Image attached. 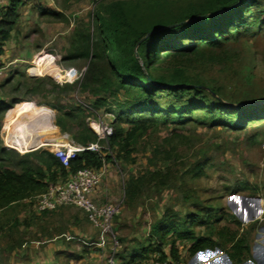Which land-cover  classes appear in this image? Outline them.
Returning a JSON list of instances; mask_svg holds the SVG:
<instances>
[{"label": "rangeland", "instance_id": "1", "mask_svg": "<svg viewBox=\"0 0 264 264\" xmlns=\"http://www.w3.org/2000/svg\"><path fill=\"white\" fill-rule=\"evenodd\" d=\"M104 1L109 0H24L20 4L19 16L11 32L12 38L4 45L7 56H2L0 101L11 106L0 121V131L5 119L10 127L14 118L25 122L28 118L22 115L24 112L44 106L48 108L49 117L52 118L50 125H54L58 133L66 135L67 139L71 140L68 133L56 126L58 107L75 111L79 103L91 104L98 96L81 90L80 84L87 68L85 60L79 59L71 63L66 61L63 63L60 60L73 51L71 43L75 39L74 31L94 33L92 14L97 4ZM201 1L203 0H167L149 15L155 20L161 19L162 16L169 19L171 15L179 14L182 8L197 5ZM39 8L62 12L65 20L41 19ZM142 13L141 19H147L149 16L147 11L142 10ZM185 65L187 73L216 88L225 101L232 104L242 101L262 103L264 27L257 25L252 34L241 30L236 41L230 45L207 51L204 60L186 62ZM50 67L61 71L75 70L78 78L73 83H59L52 77V72L46 71ZM15 75L11 84L1 87L2 82ZM17 81L20 83L14 86ZM39 83L40 87L31 92ZM100 97L105 98L106 103L98 108L96 113H91L86 118L89 129H92L88 122L90 118H100L110 125L113 123L114 116L108 115L110 113L106 109L114 107L115 98L108 92L101 93ZM119 99L122 100L121 95ZM92 115L94 116L91 117ZM132 126L131 123H123L127 131ZM133 142L132 146L129 145V149L134 150L128 161L116 157L115 151L109 147V150H104L103 153L104 156L109 154L112 156L110 155L100 168L95 169L100 173L101 185L112 189L110 200L102 204H112L118 209L113 218V232L117 240L115 246L117 264L123 251L146 242L143 240L149 238V228L164 211L165 217L173 213L176 215L175 218L198 215L199 219L195 222L194 228L214 236L216 243H222L225 251L233 244L228 241L230 236L233 235L234 240L244 237L248 221L264 217V119L248 121L241 128L234 130L226 125L213 124L207 116L195 115L179 125L159 124L147 128L140 135L134 136ZM2 143L0 138V147H3ZM173 147L181 162H186L184 166L178 164L175 167L179 169L177 171L180 175L176 186L154 189L153 186L144 185L142 193L133 198L132 203L127 204L125 186L128 179L147 171L167 169L173 163L172 160L158 159L154 153L157 150L161 153L164 150L172 152ZM151 161H156L157 164H151ZM66 178H58L57 183L66 181ZM235 197L238 200L235 199L237 202L235 207L243 211L245 216L254 218L244 220L241 218L239 212L234 210L232 198ZM242 198L248 200L247 204L242 203ZM35 207V198L31 197L19 200L0 211V264L16 263L14 253L18 249L24 252V258L18 261L21 264H33L32 261L44 263L43 232L36 235L31 230L39 224ZM252 207L255 210L261 208V213L258 216L254 215ZM230 215L239 224H235ZM90 229L92 236L84 242L86 246L82 245V242L71 241L73 250L79 249V253L73 256V262L104 264L113 241L99 228L91 226ZM259 232L257 231V236L250 234L249 240L259 241V238H262L259 237ZM35 240H39L38 244ZM164 240L167 245L175 247L178 257L176 264L190 262L188 249L177 243L174 237L168 234ZM249 240L245 239L242 246L248 248ZM210 244L213 243L207 246ZM13 245L11 250L10 247ZM20 246L24 248L20 249ZM31 246L34 248L31 249ZM248 250L247 254L251 253V249ZM154 256L157 257L154 254L151 258Z\"/></svg>", "mask_w": 264, "mask_h": 264}, {"label": "trees", "instance_id": "2", "mask_svg": "<svg viewBox=\"0 0 264 264\" xmlns=\"http://www.w3.org/2000/svg\"><path fill=\"white\" fill-rule=\"evenodd\" d=\"M23 1L7 0L0 11V67L3 66L4 45L11 38L18 7ZM165 1L109 0L97 4L92 14L94 33L74 31L75 39L71 43L73 51L60 60L63 63L79 59L87 62L80 87L98 96L90 104L94 111L106 103V99L100 97L101 93L108 92L115 98L114 107L106 109L114 116L111 123L113 134L108 144L116 157L124 161L129 160L134 150L129 149V145L134 143V136L159 124L179 125L195 115H203L213 124L236 130L248 121L264 119V102L232 104L225 101L216 88L187 73L185 65L186 62L204 60L207 51L230 45L236 41L241 30L252 34L257 25L264 27V0H203L197 5L182 8L179 14L171 15L169 19L162 16L155 20L149 14ZM142 10L149 15L145 20L141 19ZM39 14L41 19L65 20L62 12L48 8H39ZM16 75L2 82L1 87L11 84ZM19 83L17 81L14 86ZM39 87L40 83L31 92ZM10 106L0 101V121ZM58 108L56 126L68 133L74 143L86 146L96 141L95 133L86 123L91 111L81 105H77L75 111ZM123 123L133 126L127 131ZM171 150L162 153L157 150L154 153L158 159L172 160L167 169L147 171L128 179L125 186L127 204L142 193L144 185L153 186L154 189L176 186L180 175L175 167L178 164L184 166L186 162H181L173 151L174 147ZM109 158L110 155L102 158L98 153L81 151L64 167L48 149L20 154L0 147V211L19 200L42 193L49 183H56L60 177L65 179L79 168L98 169ZM150 163L157 164L156 161ZM229 217L239 224L232 215ZM178 219L181 221L153 224L152 234L157 236L159 243L142 248L139 260L134 264H143L151 259L166 260L161 246L167 243L164 238L169 232L191 240V253L213 243L210 237L194 236L198 215H185ZM161 225L164 235L159 232ZM245 239L246 236L234 240L233 235L228 239L233 244L226 254L234 264L241 263L245 253L249 252L247 247L242 246ZM215 244L218 247L222 245ZM13 247H10L11 250ZM154 254L157 257L151 258ZM14 256L19 255L14 253ZM170 257L173 264L177 260L173 245Z\"/></svg>", "mask_w": 264, "mask_h": 264}, {"label": "built area", "instance_id": "3", "mask_svg": "<svg viewBox=\"0 0 264 264\" xmlns=\"http://www.w3.org/2000/svg\"><path fill=\"white\" fill-rule=\"evenodd\" d=\"M5 6V0H0V11ZM2 68L0 67V74ZM52 77L59 83H73L77 78L75 70L61 71L57 70ZM93 114L96 113L89 103H79ZM113 116L112 114H108ZM92 115L91 117H93ZM7 118V117H6ZM15 119V118H14ZM12 125L8 127L6 119L4 120L2 134L4 133L3 145L8 150H14L20 154L46 147L58 159L61 165L67 167L72 159L81 151H91L98 153L102 158L104 150H109V138L113 134V127L100 118H90L88 122L91 130L96 135V141L81 146L67 139L66 135L58 133V137L54 141L46 142L35 148L21 150L16 145L19 143L23 134L33 132L37 127L41 126L43 121L41 116H36L30 122H22L14 120ZM19 135H21L19 137ZM2 136V135H1ZM59 138V141L58 139ZM111 155V154H109ZM112 156V155H111ZM100 179V173L94 168L82 167L71 173L66 181L62 183H49L40 194L34 196L36 202V210L39 212L53 211L64 205H72L84 211L88 220L94 227L99 228L103 234L108 235L112 239L110 253L105 257L104 264H117L115 246L117 240L113 232V218L117 214V206L112 204H97L92 199ZM143 264H171L170 260H146Z\"/></svg>", "mask_w": 264, "mask_h": 264}, {"label": "crops", "instance_id": "4", "mask_svg": "<svg viewBox=\"0 0 264 264\" xmlns=\"http://www.w3.org/2000/svg\"><path fill=\"white\" fill-rule=\"evenodd\" d=\"M20 9L21 7L19 6L18 16H19ZM25 9H27V7H25ZM35 15L36 16L38 15L37 12H35ZM2 56H5V57L7 56L6 50H4ZM3 74L4 76H6L5 73ZM1 135H2V132L0 131V138L2 140ZM2 146L4 147L3 143H2ZM103 185H101V183L99 182L97 188L92 194V199L97 204H102V202L110 200V197H111L110 195L112 193V189L104 188ZM59 208H57L59 210L56 209L57 211L53 210V211L39 212L36 210V207H35L36 213L39 216V219H38L39 224L35 225V228L31 230L33 231V233H36V235H41V232H43L42 234L44 236L42 237L44 238V242H45V248H44L45 261L44 263H41L39 261H35V262L32 261L31 263L33 264H39V263L40 264H74V263L84 264V263H81V261L73 262L74 260L73 256L77 254V252L79 253V249L78 251L77 250L74 251L73 246H71L70 243L71 241H73L72 243L82 242L81 244L84 245V242H86V240L90 239L92 236V233H90L91 232L90 227L93 225L88 220V217L84 211L72 205H64ZM67 211H71L72 213L69 214ZM165 212L166 211L158 215V219L156 222H160V223L167 222L169 224L171 220L181 221V219L174 217L176 216L175 213H173L169 217H165L166 216ZM84 223H87V225L89 224L91 226H86V224ZM255 224H257V226H255ZM152 227L153 225L151 226V228H149L150 229L149 238H146L145 240H143L146 242H142V245H138V246L134 245L128 251H123L124 253L121 255L120 262H118V264H134L137 260H139L138 255H140L139 251L142 248H144L145 246H149L150 244H153V243H155L153 245H156V242L157 244L159 243L157 240V236L152 234L153 232ZM160 227H161L160 229L161 231L159 230L160 235H164V231L162 230L163 226L161 225ZM257 231H260L259 237H262V238H259V241L252 242L251 239L249 240V237L251 238L250 234H254V236L255 235L257 236L258 235ZM168 234L174 237L177 243H180L183 247H185L186 250L188 249L189 256L191 257L189 259L190 262L188 264H234L227 256L226 251L224 250L225 248L223 247V244L221 243L222 244L221 247H218L215 244L216 240L214 239V236L208 235L207 232H204L203 230L202 231L196 230L194 228V236L200 235L204 237L206 236L210 237L213 244L212 245L210 244L206 246L205 248L197 250L194 253L190 252V248L192 247L191 240L185 239V238L182 239L181 236H177L173 232H169ZM245 236H246V239L249 240L250 245L248 248L251 249L252 254L246 253L244 257L242 258V262L239 264H264V217H261L260 219H257L256 221H248V229H247V232L245 233ZM38 241L39 240H35L37 244H38ZM145 243L146 244L148 243V245H145ZM23 248L24 246H20V249H23ZM33 248L34 247H32L31 249ZM36 249L38 250L37 247ZM161 250H162L163 255L166 257V259L170 260L171 245L169 244L167 245V243H165L161 246ZM36 252L34 251V253ZM15 254L19 256L15 258L14 261L16 263L14 264H21L18 261L20 260L22 261V258H24V255H23L24 252L22 253V251L18 249ZM35 258L38 260V257L35 256ZM176 262L177 261L175 260L173 264H176Z\"/></svg>", "mask_w": 264, "mask_h": 264}, {"label": "bare ground", "instance_id": "5", "mask_svg": "<svg viewBox=\"0 0 264 264\" xmlns=\"http://www.w3.org/2000/svg\"><path fill=\"white\" fill-rule=\"evenodd\" d=\"M46 71L50 73L52 72L53 74L57 71V69L55 67H50ZM49 114L50 112L48 108L44 106L27 110L22 114L28 118L25 120V122H30L31 119H34V117L41 116L43 123L41 126L37 127L36 130H33V132H27L26 134H23L21 139L18 138L19 143L16 145L18 148L21 150L35 148L45 144L46 142L54 141V139L58 137L57 128L54 125H50L52 118L49 117ZM14 120L18 121L16 118ZM20 136L21 135H19V137ZM57 139L59 141V138Z\"/></svg>", "mask_w": 264, "mask_h": 264}, {"label": "water", "instance_id": "6", "mask_svg": "<svg viewBox=\"0 0 264 264\" xmlns=\"http://www.w3.org/2000/svg\"><path fill=\"white\" fill-rule=\"evenodd\" d=\"M237 197H235V198H232V199H234V210H236L237 212H239V214H240V216H241V218L244 220V219H252V218H254V217H252V216H250V218L248 217V216H245L244 214H243V212H241L239 209H238V207H235V206H237V202L236 201H238L237 199H236ZM235 199H236V201H235ZM242 200V203H246L247 204V202H248V200L246 199V198H242L241 199ZM254 207H252V209H253ZM251 210V209H250ZM252 212L254 213V215H256V216H258L260 213H261V208H259V210H255V208H254V211L252 210Z\"/></svg>", "mask_w": 264, "mask_h": 264}]
</instances>
